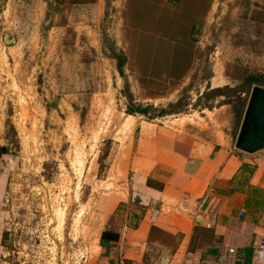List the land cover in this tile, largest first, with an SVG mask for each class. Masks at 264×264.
I'll return each mask as SVG.
<instances>
[{
	"label": "rangeland",
	"instance_id": "obj_1",
	"mask_svg": "<svg viewBox=\"0 0 264 264\" xmlns=\"http://www.w3.org/2000/svg\"><path fill=\"white\" fill-rule=\"evenodd\" d=\"M251 77L264 87V0H0L9 264H104L97 203L139 121L222 109L235 143Z\"/></svg>",
	"mask_w": 264,
	"mask_h": 264
},
{
	"label": "crops",
	"instance_id": "obj_2",
	"mask_svg": "<svg viewBox=\"0 0 264 264\" xmlns=\"http://www.w3.org/2000/svg\"><path fill=\"white\" fill-rule=\"evenodd\" d=\"M222 112L139 121L127 180L97 203L108 222L100 243L106 231L119 235L104 243V264H254L264 243V153L238 151ZM7 188L0 165V211ZM2 230L0 218V264H9Z\"/></svg>",
	"mask_w": 264,
	"mask_h": 264
},
{
	"label": "water",
	"instance_id": "obj_3",
	"mask_svg": "<svg viewBox=\"0 0 264 264\" xmlns=\"http://www.w3.org/2000/svg\"><path fill=\"white\" fill-rule=\"evenodd\" d=\"M235 148L253 155L264 151V87L254 86L235 142Z\"/></svg>",
	"mask_w": 264,
	"mask_h": 264
},
{
	"label": "trees",
	"instance_id": "obj_4",
	"mask_svg": "<svg viewBox=\"0 0 264 264\" xmlns=\"http://www.w3.org/2000/svg\"><path fill=\"white\" fill-rule=\"evenodd\" d=\"M124 62H125V58L123 56L119 57V65H118V67H119V71L121 73L123 72ZM249 81H250V88L253 87V86H263L258 79H255L253 77H251L249 79ZM149 109H150V107H148V108L136 107L134 109L133 108L129 109L127 113L129 115L141 114V115L147 116ZM243 114H244V112L241 113L238 116V129H239L240 125H241V121L243 119ZM166 115H168L166 110L161 109V111H159V117L166 116ZM118 239H119V235L117 233L106 231L102 235L101 242L103 244L106 243V242H116Z\"/></svg>",
	"mask_w": 264,
	"mask_h": 264
},
{
	"label": "built area",
	"instance_id": "obj_5",
	"mask_svg": "<svg viewBox=\"0 0 264 264\" xmlns=\"http://www.w3.org/2000/svg\"><path fill=\"white\" fill-rule=\"evenodd\" d=\"M188 264H192L190 262V260L188 261ZM110 264H125V262L123 260L114 262V263H110ZM254 264H264V243L261 244L255 252V257H254Z\"/></svg>",
	"mask_w": 264,
	"mask_h": 264
},
{
	"label": "bare ground",
	"instance_id": "obj_6",
	"mask_svg": "<svg viewBox=\"0 0 264 264\" xmlns=\"http://www.w3.org/2000/svg\"><path fill=\"white\" fill-rule=\"evenodd\" d=\"M8 39V38H7ZM8 41H11V38H9V40Z\"/></svg>",
	"mask_w": 264,
	"mask_h": 264
}]
</instances>
